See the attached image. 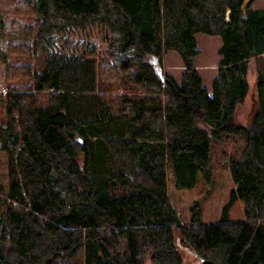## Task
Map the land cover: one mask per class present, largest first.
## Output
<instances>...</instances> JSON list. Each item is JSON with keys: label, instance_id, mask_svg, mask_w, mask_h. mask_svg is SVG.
Returning a JSON list of instances; mask_svg holds the SVG:
<instances>
[{"label": "trees", "instance_id": "trees-1", "mask_svg": "<svg viewBox=\"0 0 264 264\" xmlns=\"http://www.w3.org/2000/svg\"><path fill=\"white\" fill-rule=\"evenodd\" d=\"M254 1L0 0V264H264V69L255 110L238 116L249 61L264 63ZM98 27L111 54L86 58L97 84L87 111L90 82L72 85L54 64L68 57L61 47L94 53L74 36ZM199 32L221 39L211 93L194 61ZM168 50L180 81L163 70ZM228 139L241 144L222 151L234 184L223 210L240 199L243 219L205 222L197 203L183 222L169 173L179 188L209 181L214 144Z\"/></svg>", "mask_w": 264, "mask_h": 264}, {"label": "rangeland", "instance_id": "rangeland-1", "mask_svg": "<svg viewBox=\"0 0 264 264\" xmlns=\"http://www.w3.org/2000/svg\"><path fill=\"white\" fill-rule=\"evenodd\" d=\"M252 8H264V0H256L252 4ZM68 37H72L69 33ZM82 36V37H81ZM74 36L77 42L82 39H89L90 43L94 45L95 52H82L80 45L77 48L61 47V50L68 53L66 61L56 62L54 67H63L64 77L70 84L75 83L81 86V82L86 80L85 83L90 82V88H86L85 92L87 98L81 99L87 111H92V95L96 84L95 77V64L86 58L94 56L95 58L102 55L111 54L110 51V37L100 27L92 29L90 37L85 38V35ZM85 36V37H84ZM195 38L199 47V54L194 58L196 69L202 77L203 85L209 93L212 91V81L217 75L218 62L220 54L218 48L221 45L219 35H209L203 32L195 34ZM61 46V45H60ZM72 47V48H71ZM49 50L56 53L59 49L58 45L54 42L48 43ZM84 55V58L81 56ZM68 60V61H67ZM163 70L172 75L177 81L181 80V74L184 70L182 59L177 51L168 50L164 56ZM264 69V63L259 59H251L248 67V83L249 93L246 97L245 103L239 108L238 116L242 122L250 119L253 111L256 108V76L258 71ZM5 64L0 61V94L5 91ZM86 78V79H85ZM89 79V80H88ZM67 82V83H68ZM97 85V84H96ZM87 86V85H86ZM82 90V89H81ZM5 120V109L2 100L0 99V121ZM241 144L240 140L234 141L228 139L226 141L219 140L214 144L212 153L210 180L206 181L202 175L198 176L197 183L192 188H179L175 185L174 175L169 173L168 176V194L169 198L177 210L181 220L188 222L191 218L192 208L197 204H201L202 219L205 222L216 221L221 216L230 220H240L244 217L243 204L240 199H237L232 207L223 210L224 204L228 200V194L234 186L229 172V168L223 162V150L234 151ZM0 185H3L4 193H7V170H6V155L0 150ZM182 256L186 261H193L190 253L180 248Z\"/></svg>", "mask_w": 264, "mask_h": 264}]
</instances>
